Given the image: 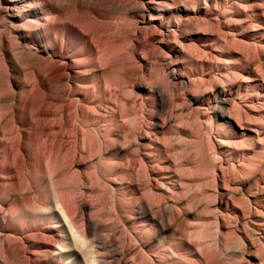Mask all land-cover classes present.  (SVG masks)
<instances>
[{
  "label": "rangeland",
  "instance_id": "obj_1",
  "mask_svg": "<svg viewBox=\"0 0 264 264\" xmlns=\"http://www.w3.org/2000/svg\"><path fill=\"white\" fill-rule=\"evenodd\" d=\"M86 1L66 4L83 16ZM28 3L20 0L18 9ZM143 6L153 8L146 20ZM107 13L109 33L127 28L129 42L117 59L122 78L111 85L105 80L109 67L90 70L79 83L93 84L97 95L84 101L85 87L71 99L77 122L90 129L95 124L84 120L75 101L93 106L98 100L99 121L103 129L108 125L111 137L100 130L98 146L79 152L83 159L73 156L52 169L38 146L22 201H30L24 212L31 214L33 227L49 238L52 232L54 239L44 240L33 230L30 239L12 233L6 228L10 204L0 201V264L70 263L59 254L66 236L68 244L78 246L82 264L94 259L133 264L142 258L177 264L199 251L221 264H264V0H133L128 9ZM22 44L45 52L37 41ZM22 66L29 68L28 63ZM133 80L138 84L134 90ZM152 85L160 87L162 100L161 93L150 91ZM48 90L53 93L51 85ZM44 108H50L47 99L33 108L34 114ZM19 126L22 132L32 131L29 125ZM69 140H75V132ZM157 143L163 146L160 151L154 150ZM126 175L137 189L126 187ZM60 198L81 205L78 224L83 217L94 222L87 242L75 243L67 226L61 230ZM119 200L130 202L129 213ZM165 208L166 218H158L157 229L150 228L154 221L144 212L155 215ZM6 243L18 245L16 258L3 251Z\"/></svg>",
  "mask_w": 264,
  "mask_h": 264
},
{
  "label": "bare ground",
  "instance_id": "obj_2",
  "mask_svg": "<svg viewBox=\"0 0 264 264\" xmlns=\"http://www.w3.org/2000/svg\"><path fill=\"white\" fill-rule=\"evenodd\" d=\"M19 1L0 0V20H5L6 24L5 29L0 32V201L10 204L6 228H12V233H20L23 239H30L33 230L34 235L44 240H53L52 232L49 238L45 231H38L39 226L33 227L34 223L28 218L31 214L24 212V206L30 204V201H22L26 191L27 171L36 167L34 155L39 152L40 144L42 150L39 154L52 169L56 163H63L73 156L78 160L83 159L79 152L94 150L103 134L104 137H111V130H107L108 125L103 129L99 121L97 112L100 106L96 104L98 100H93V106H85L82 102L75 101L80 105L79 110L83 112L84 120L92 121L97 127L90 129L89 124L77 122L79 118L72 112L71 98L80 90H85V87L88 92L81 96L84 101H92L91 98L97 95L98 89L93 84L84 86L79 83L81 76L90 70L109 67L106 83L113 85L121 80L117 59L129 42L125 36L127 28L124 27L123 32L109 33L111 22L107 20L110 17L107 12L128 9L133 0H87L88 6L83 10V16L74 13L67 6L66 0H28L30 3L18 9ZM5 3L7 4L4 5ZM141 10L143 20L154 15L150 6H143ZM25 26L32 30H20ZM32 41L41 43L45 52L42 54L33 51L27 44H22ZM131 42L140 45L135 39ZM14 48L19 50L17 54L13 53ZM23 63H28L29 68L23 67ZM5 75L8 80L4 81L2 78ZM12 84L20 90H14ZM50 85L53 93L48 90ZM136 86L138 84L133 80V90ZM150 89L154 95L162 92L160 87L153 85ZM105 93L110 94L107 91ZM111 93L115 95V90H111ZM159 97L162 100L164 94L161 93ZM46 99L50 108L34 114L33 108L39 107ZM6 106H9V113L4 112ZM50 117L52 121L48 125L47 120ZM19 124L29 125L32 131L25 129L22 132ZM72 131L75 132L73 142L69 140ZM162 147L157 143L154 150L160 151ZM128 176L124 178L126 187L137 189L138 186L132 183L134 180ZM5 196L11 198L10 203ZM119 204L124 212H130L131 204L128 200H119ZM80 207L78 202L67 198L59 199L58 208L65 222L60 228L65 231L67 226L75 243L87 242L91 236L90 227H94V222L89 218L83 217L81 224L76 222ZM144 213H150L142 216L154 221L150 228L157 229L156 221L158 218H166L167 208L155 215L148 211ZM53 218L57 221L60 216L55 215ZM13 222L16 224L13 225ZM55 224L59 226L58 223ZM63 239V251H59V254L70 262L66 264H82L79 263L80 251H76L78 246L75 244L76 247H72L68 244L67 236ZM6 250L3 248V251L16 258L19 247L10 244ZM194 256L195 258L180 259L181 263L177 264H221L217 263L214 256L205 252H196ZM24 259L26 263L31 262L29 257ZM88 264L104 263L94 259ZM133 264L152 263H146L142 258L139 263Z\"/></svg>",
  "mask_w": 264,
  "mask_h": 264
}]
</instances>
